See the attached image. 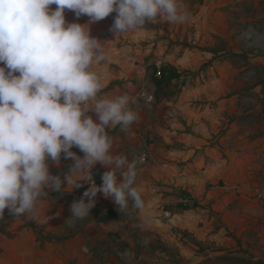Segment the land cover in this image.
I'll list each match as a JSON object with an SVG mask.
<instances>
[{
    "label": "rangeland",
    "instance_id": "1",
    "mask_svg": "<svg viewBox=\"0 0 264 264\" xmlns=\"http://www.w3.org/2000/svg\"><path fill=\"white\" fill-rule=\"evenodd\" d=\"M183 2L190 19L182 24L146 21L143 28L114 36L109 29L116 14L103 19V30L92 34L102 42L106 56L92 69L101 79L98 97L128 94L131 97L129 106L137 115L161 125L186 122L184 114L188 106L201 111H219L222 114L219 116L223 117L220 120L225 123L245 124L249 119V125L253 126V132L249 134L251 140L264 136V40L245 39L242 35L249 28L264 35V0ZM154 65L158 69L163 66L176 68L183 76L166 83L159 92L152 80ZM88 115L95 119L93 112ZM130 128L135 130L134 123ZM140 132L143 136V127L137 130L138 134ZM224 133L222 128L217 135L221 137ZM109 135L113 140V154L124 155L129 162H135L137 178L134 186L142 198L152 196L150 192L143 194L140 179L149 175V172L142 173L145 166H157V163L141 136H136L139 140L132 139L136 145L134 150H125L120 140L123 136L120 126L110 129ZM72 151L81 157L84 155L76 147ZM73 163L62 157L59 167L50 163V172L63 180ZM104 170L98 163L92 172ZM156 181L161 187L160 180L156 178ZM82 185L74 191L69 187L63 195L46 189L48 196L42 198L35 214L26 213L15 218L5 209L0 225L1 221L7 223V235H0V264H172L167 254L143 246L142 238L155 241V234H159L168 246L179 249L188 262L184 264H199L205 259L194 239L202 242L211 257L219 248L244 249L257 256L248 247L252 242L244 236L239 238L236 231L225 227L211 207L208 214L215 219L206 228V236L202 237L184 231L174 222L165 221L160 230L151 223L145 226L141 222L140 209L133 207L131 201L127 209L120 211L122 221L101 222L99 218L108 209L118 211L115 203L102 193L97 194L89 216L70 218L71 203L79 200L90 187L87 182ZM66 186L65 183L62 188ZM174 189L158 187L156 193L174 201L177 196ZM85 200L87 202V198ZM169 203H163L162 210L180 211L176 206L178 202ZM162 210L159 218H166ZM48 216L51 219L48 220ZM24 219L33 222L37 229L28 227ZM167 219L168 216L164 220ZM146 232L154 235L147 236ZM259 257L264 258V255Z\"/></svg>",
    "mask_w": 264,
    "mask_h": 264
},
{
    "label": "clouds",
    "instance_id": "2",
    "mask_svg": "<svg viewBox=\"0 0 264 264\" xmlns=\"http://www.w3.org/2000/svg\"><path fill=\"white\" fill-rule=\"evenodd\" d=\"M66 9L77 18L87 15L88 24L67 22ZM112 13L114 36L143 28L146 21L190 19L183 0H0V220L5 209L15 218L35 214L48 191L63 195L82 182L90 187L71 203L70 218L89 216L98 193L119 212L129 201L144 207L134 186L136 164L113 154L109 135L117 125L127 131L138 115L128 94L98 97L101 79L92 70L106 56L89 25ZM242 35L264 40L251 28ZM62 157L74 161L63 180L49 168L59 167ZM98 163L105 169L99 186L92 175Z\"/></svg>",
    "mask_w": 264,
    "mask_h": 264
},
{
    "label": "crops",
    "instance_id": "3",
    "mask_svg": "<svg viewBox=\"0 0 264 264\" xmlns=\"http://www.w3.org/2000/svg\"><path fill=\"white\" fill-rule=\"evenodd\" d=\"M51 8L55 9L56 5ZM65 18L69 23L80 24H88L90 19L87 15L77 18L73 11L67 9ZM102 24L103 20L91 23L90 35L102 31ZM193 109L186 107L184 123L174 121L161 125L155 120L138 115L134 131L131 126L127 131L122 130L120 140L125 150H134L136 145L132 139L139 140L136 136H141L148 151L150 150V156L157 163V166L150 164L142 169V173L149 172L146 178L140 179L143 194L144 191L150 192L152 196L142 198L144 207L139 212L143 217L141 222L145 226L148 223L156 225L157 230L161 229L165 221L169 224L174 222L184 231L202 237L201 235L206 236L205 231L215 219L208 214L211 207L225 227L236 231L239 238L244 236L252 242V246L248 247L260 258L259 256L264 255V205L255 198L254 189L264 178V136L256 137L255 140L249 138V134L253 132L249 119L245 124H229L220 120L223 117L219 116L222 115L219 111ZM142 127L143 136L142 132L137 133ZM222 128L225 133L220 137L217 134ZM212 139L215 140L211 141ZM156 178L160 180L161 187ZM158 187L169 191L175 188L176 200L160 197L156 193ZM180 190L189 195L185 200L179 197ZM192 201H197L200 206L175 212L162 210L165 202ZM207 204L211 206L208 207ZM160 209L166 218L168 216L167 220L159 218Z\"/></svg>",
    "mask_w": 264,
    "mask_h": 264
},
{
    "label": "trees",
    "instance_id": "4",
    "mask_svg": "<svg viewBox=\"0 0 264 264\" xmlns=\"http://www.w3.org/2000/svg\"><path fill=\"white\" fill-rule=\"evenodd\" d=\"M154 75L152 77V80L159 92L163 91L164 85L166 83L171 82L172 80L179 79L183 76V73L179 72L176 68L173 67H160L157 68V65H154ZM160 71L161 75L158 76L157 72ZM103 171H93V179L95 183L100 185L102 183L101 176ZM180 198H183L184 200L189 196L185 191L180 190ZM177 208L180 211L188 210L191 208H197L199 207V203L197 201L190 202H179L177 203ZM171 212H174L172 210H169ZM25 220V219H24ZM99 221L101 222H110V221H122V214L118 211H115L113 209H108L100 218ZM28 227L33 228L34 230L37 229V226L28 220H25ZM0 225V235H7L6 227L7 223L4 221H1ZM145 235H154L151 232H146ZM157 236L155 241H147V238L143 237V246L146 247L149 250H159L165 254H167L170 259H172V264H184L188 263L185 257L181 254L179 249L177 247H170L167 244H165L162 239L160 238L159 234H155ZM194 244L196 246H199V250L205 254V259L199 264H264V259L257 258L252 253H250L247 250L244 249H238V250H231L226 248H219L217 249V254L213 257H211L209 254H207L205 251V248L202 247V242L194 239ZM141 244V243H140ZM139 244V246H140ZM138 247V245H137ZM143 248V247H142Z\"/></svg>",
    "mask_w": 264,
    "mask_h": 264
},
{
    "label": "built area",
    "instance_id": "5",
    "mask_svg": "<svg viewBox=\"0 0 264 264\" xmlns=\"http://www.w3.org/2000/svg\"><path fill=\"white\" fill-rule=\"evenodd\" d=\"M157 75L160 76L161 72L158 71ZM144 160L146 155H144ZM255 198L264 205V178L258 183V185L254 189Z\"/></svg>",
    "mask_w": 264,
    "mask_h": 264
}]
</instances>
